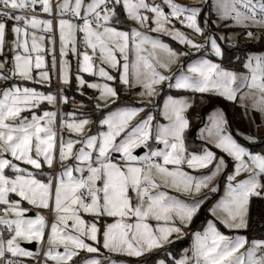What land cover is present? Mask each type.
I'll return each mask as SVG.
<instances>
[{
    "label": "snow or ice",
    "instance_id": "snow-or-ice-1",
    "mask_svg": "<svg viewBox=\"0 0 264 264\" xmlns=\"http://www.w3.org/2000/svg\"><path fill=\"white\" fill-rule=\"evenodd\" d=\"M214 28L264 43V0H0V264H151L202 210L190 249L167 264H264V238L235 234L249 228L252 198L264 201V152L234 137L223 110L198 129L202 143L188 142L196 94H239L264 117V54L246 55V74L224 67L221 42L232 37ZM70 55L80 97L97 93L87 97L96 121L62 110L77 103L63 87L73 80ZM53 76L56 91L35 87L50 89ZM118 85L138 89L141 105H126ZM164 88L176 94L161 108L154 98Z\"/></svg>",
    "mask_w": 264,
    "mask_h": 264
},
{
    "label": "rangeland",
    "instance_id": "rangeland-1",
    "mask_svg": "<svg viewBox=\"0 0 264 264\" xmlns=\"http://www.w3.org/2000/svg\"><path fill=\"white\" fill-rule=\"evenodd\" d=\"M179 2H180V3H184V4H191V3H197L198 0H179ZM177 27H180V26L177 25ZM182 30H183V31H186V32L188 31L187 29H182ZM213 30L217 33V35L231 36V37H232L231 40H224V41H222V42L228 43V44H230V45H232V44H236V43L238 42V40H239L241 34H242V29H238V28H236V29H233V28H228V29H215V28H214ZM149 34H150V35H153V36H156V35H157L156 33H149ZM188 34L191 35L190 32H189ZM160 38H161L164 42H166V43H169V41L166 40V39H169L170 41H173V40H172L170 37H168V36H163V35H161ZM245 38H246V37H245ZM245 38H244V36H243L242 40L245 39ZM197 39H199V41H200L201 43H203V37H199V38H197ZM173 42H175V41H173ZM175 43H177V42H175ZM177 44H178V43H177ZM178 45H179V44H178ZM45 46L47 47V44H45ZM170 46H171V45H170ZM179 46H181L182 50L189 51L190 53H192V57H193V58H199L200 53L197 52V50H195V49H186V48H184V46H182V45H179ZM209 52H210V49H209ZM249 54H264V51H262V52H251V53H249ZM206 58L213 60V62H219L218 58H216L214 55H210V54H209V55L206 56ZM48 59H49V60H48ZM50 59H51V56H50V55H46V56H45V60L47 61L46 63H50ZM69 59H70V61H72V63H73V64L71 63V71H72V74H73V80H72L71 85H64L63 87L66 89V94H67V93H70L68 96H69L70 98L74 97L77 103H76V105H75V107H74V106H73V103H72V100L70 99V100H69V103H68L67 106H62V110H64V111H76V113H77V115H78L79 111L83 110L84 107H83V108L80 107V104L83 103V102H82L80 96H78L79 93L76 91V87H75L74 74H75V70H76V58H75V57H72V56L70 55V56H69ZM187 60H188V58H183V59H182V62L186 63ZM178 68H179V65H174V66L172 67V72H175ZM232 71H234V70H232ZM235 72H237L238 74H242V73H243V74H246V73H247V70L244 69L243 71H235ZM113 74H115V73H113ZM84 75H85V78L88 79V80H90V81L101 82V81H99V78H97V77H89L87 74H84ZM53 77H54V79L56 78V76H53ZM56 85H57V78H56V81L53 82V83L51 84V88H50V89H48V88H46V87H44V86H42V85H35V87L38 88V90H40V91H54L53 89L56 87ZM71 88L73 89V92H70V89H71ZM121 88H122L123 93L126 94V95L123 97V99L125 100V104H126V105H130V106H140V105H141V102H142V99H143V98L139 97V96L136 94L137 91H138V89H129V88L123 86V85H121ZM84 92H85V94H86L87 96H92V97H94V96L97 94L94 90H92V89H87V88L84 89ZM168 94H173V95H175V94H176V91H175V90H169V89H167V88H164V90L160 93V95H159L158 97H155V98H154L155 101H156V104H157L159 107L162 108L163 100H164V98H166V95H168ZM181 94H183V95H188L189 97L191 96L190 93H181ZM200 95H201V94H196L197 99H196V102H195L194 106H193L192 108L188 109V111H187V113H186V115L189 117V119H190V117L192 118V120H191L192 123L195 121V120H194V116H196V118H198V117H201V116L203 115V112H202V111H203V107H204L205 104H206V97H205L204 94H203L204 99H203V101H201V100L199 99ZM92 101H93L94 104L97 102V101H95V100H92ZM232 103H234L237 107H241V106H240V102H239V94H238V99H237V101L232 102ZM244 104H245V105H249V107H242V108H244V109L246 110L248 116H250V120H248V121L246 122L245 127H242V126L238 127V126H236L235 123H231V122L228 120V117H227V115H226V112H225L222 108H220V107H215V108H213V109H212V110H211V111L205 116L206 121H205V123H204L203 125H201L199 128L205 127L206 125L210 124V121H209L208 117H209L214 111H217V110H223V112L225 113L226 118H227V120H228V127H229V130H230L231 132H233V133H244V134H246V135H251V136L255 137V139L264 138V117H262V115H261L259 112L255 111V110H252V109L250 108V104H251V101H250V100H247V99H246V100L244 101ZM117 105H119V101H117ZM117 105H112V106H111L112 110H114L115 107H116ZM42 106H43V107H50V106H47V105H46V102H45V104L42 105ZM120 106H124V105H120ZM244 109H243V110H244ZM146 110H147V109H146ZM152 110H153V112H156V111H157V108H156V107H153ZM102 111H103L105 114H107V112L109 111V109H108V108H104V109H102ZM241 112H242V111H241ZM97 113H98V116H100L101 112L98 111ZM242 113H243V112H242ZM141 116H143V113H141ZM245 116H246V113H245ZM89 118H90L91 120H93V121H96V119H97V118H96V119L94 120L95 117H90V116H89ZM243 118H244V116H243ZM137 119H139V117H138ZM193 120H194V121H193ZM244 120H246V119L244 118ZM160 122H162V123L165 122V121H163L162 117L160 118ZM90 127H91V126H90ZM94 131H95V129H94ZM260 131H263V133L260 134ZM197 132H198V130H197ZM233 133H232V134H233ZM65 135L67 136L68 133L65 132ZM235 138H236V137H235ZM236 139L244 140L243 137H241V136H239V135H238V137H237ZM239 140H238V141H239ZM198 141H199V143H202V142H203V141H200V140H198ZM240 142H241L242 144H244L243 141H240ZM244 145H245V144H244ZM245 146H246V145H245ZM209 147H211V145H209ZM247 147H248V146H247ZM139 150H140V149H137L136 151L138 152ZM213 151H216L218 155H225L224 153H221L218 149H213ZM258 152H264V149H263V150H260V151H258ZM141 155H143V152L141 153ZM227 159H229V161H230V158H227ZM220 195H223V185H221L220 192L217 194V196L215 197V199H218ZM30 213H34V212H30ZM30 213H29L28 215L31 216L32 218H34L35 213H34V215H31ZM88 219H90V217H88ZM221 229H223V228L221 227ZM223 231H224L225 233H228V230H227V229H223ZM235 234H237V233H235ZM247 238H248V237H247ZM248 239L251 240L252 238H248ZM192 242H193V239H192ZM23 244H26V243H22V242H21V246H22V247H23ZM191 245H192V244H191ZM159 250H161V249H158V250H156V251H159ZM241 251H244V249H241ZM121 263H124V261H122ZM132 264H135V261H133Z\"/></svg>",
    "mask_w": 264,
    "mask_h": 264
},
{
    "label": "trees",
    "instance_id": "trees-1",
    "mask_svg": "<svg viewBox=\"0 0 264 264\" xmlns=\"http://www.w3.org/2000/svg\"><path fill=\"white\" fill-rule=\"evenodd\" d=\"M243 35L241 34L238 42L236 44H228L225 42H221L222 47L225 49L226 57L223 61V66L234 71H243L244 68L242 66L243 62L245 61L246 55H248L251 52H262L264 51V43L257 42L255 40H248L247 38L243 39ZM169 41V44L173 48L182 49L181 46H179L177 43L170 41L169 39H166ZM234 45V47H233ZM236 57H239L240 59H236ZM220 62V61H219ZM70 92H73V89H70ZM118 92L120 94V97L123 101V97L126 95L123 93L121 85H118ZM70 93H67L69 95ZM78 96H80L78 94ZM87 96L85 94L84 98H81L84 106V109L79 111L78 116L81 113H88L90 117H95L94 120L98 117V111L95 114H91L90 111V105L94 104L93 101L89 102L87 99ZM207 101L203 108V115L194 123H190V131L188 132V142H194L195 144H200L198 140H194V137L197 134V130L201 125L205 122V116L215 107L222 108L228 117V120L231 123H239L238 118L230 111V103L223 99L222 97L216 96V95H207L206 96ZM68 105V104H67ZM66 105V106H67ZM192 118L190 117V121ZM237 137V133H233ZM253 150H263L264 149V142L263 143H257V144H250L248 145ZM215 199V198H214ZM207 215L206 213L201 212V214L194 219L193 224L189 227V233L186 237H184L181 240H177L173 242L172 244L165 247L167 249V252L165 250L161 249L159 251L153 252L151 255L155 256V260L151 262V264H155L158 260H172L176 259L181 251L185 248H188L190 245V237L191 234L196 230H202L199 226L201 225L204 216ZM245 233L251 237V238H257L261 239L264 238V201L260 200L259 198H252V201L250 202V224L249 228L245 230ZM159 253V255H156V253ZM170 253V255H169ZM120 258V257H117ZM126 260H132V258H125ZM144 259V258H143Z\"/></svg>",
    "mask_w": 264,
    "mask_h": 264
},
{
    "label": "crops",
    "instance_id": "crops-1",
    "mask_svg": "<svg viewBox=\"0 0 264 264\" xmlns=\"http://www.w3.org/2000/svg\"><path fill=\"white\" fill-rule=\"evenodd\" d=\"M245 38V37H244ZM56 55H57V59L59 60V41H58V37H57V42H56ZM49 60V59H48ZM47 62V61H46ZM71 63H72V61H71ZM73 64V63H72ZM56 81V78L54 79V77H53V79H52V83L53 82H55ZM59 87H61V85L59 84V82H58V79H57V85H56V87L53 89L54 91H56ZM207 95H211V94H204V96L206 97ZM224 99V98H223ZM206 101H207V98H206ZM227 101V100H226ZM229 103H230V111L232 112V113H234V115L238 118V120H239V123H236V126H238V127H240V126H242V127H245V125H246V122L248 121V120H250V116H248V114H247V112H246V110L244 109V108H242V107H237L234 103H232V102H230V101H228ZM204 108V107H203ZM244 109V110H243ZM243 113H242V112ZM245 113H246V116H245ZM243 116H244V118L246 119V120H244V118H243ZM199 118V117H198ZM195 120V121H194ZM194 122H196L198 119L196 118V116H194ZM205 121H206V119H205ZM193 122V123H194ZM190 123H191V121H190ZM205 123V122H204ZM233 133V132H232ZM263 133V131H260V134H262ZM234 135V137H236L237 138V136L235 135V134H233ZM239 140V139H238ZM239 141H243L244 142V144L246 145V146H248V145H250L251 143L250 142H248V141H245V140H239ZM264 142V138H260V139H255V143L254 144H257V143H263ZM249 147V146H248ZM250 150H253V149H251L250 148ZM254 151H260V150H254ZM31 215H34V213H30ZM109 222H111V220H109ZM222 231H223V229H221ZM188 233H189V228L188 229H185V232H184V234L183 235H181V236H179V237H177L175 234H173V236L172 237H170V239H171V241H172V243L173 242H175V241H177V240H181V239H183L184 237H186L187 235H188ZM226 234H229V233H226ZM237 234H243V235H246L248 238H251V237H249L246 233H245V230H241L239 233H237ZM192 239H193V235L191 234V237H190V245H189V247L188 248H185V249H190V247H191V244H192ZM253 239V238H252ZM257 239V238H256ZM22 243H26V244H35V242L33 241L32 243H27V242H24V241H21ZM172 243H170V244H172ZM170 244H167L165 247H167L168 245H170ZM24 245V244H23ZM31 251V250H30ZM35 251V250H34ZM101 251L102 252H104L105 250H103V249H101ZM156 250H154V252H155ZM106 255H107V253H105ZM184 254V249L181 251V253L179 254V256L176 258V260H178V259H180L181 258V256ZM82 255H84L83 253H82ZM117 257H120V258H117ZM113 258L114 259H116V260H119L120 262H122V261H128V260H126L125 258H129V257H124V256H113ZM140 259H143V257L142 258H140ZM132 260L133 261H135L136 260V258H132ZM159 261V260H158ZM166 261V260H165ZM26 264H32V262L31 261H26ZM121 264H124V263H121ZM166 264H167V262H166Z\"/></svg>",
    "mask_w": 264,
    "mask_h": 264
},
{
    "label": "water",
    "instance_id": "water-1",
    "mask_svg": "<svg viewBox=\"0 0 264 264\" xmlns=\"http://www.w3.org/2000/svg\"><path fill=\"white\" fill-rule=\"evenodd\" d=\"M140 154L142 153L141 150H139ZM23 247H25L28 250L34 251L35 250V244H24Z\"/></svg>",
    "mask_w": 264,
    "mask_h": 264
}]
</instances>
